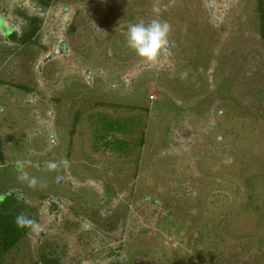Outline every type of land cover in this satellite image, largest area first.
Listing matches in <instances>:
<instances>
[{"label":"rangeland","instance_id":"374dc122","mask_svg":"<svg viewBox=\"0 0 264 264\" xmlns=\"http://www.w3.org/2000/svg\"><path fill=\"white\" fill-rule=\"evenodd\" d=\"M258 4L0 0V197L36 219L0 264H264ZM154 18L151 64L126 35Z\"/></svg>","mask_w":264,"mask_h":264},{"label":"trees","instance_id":"16d2710c","mask_svg":"<svg viewBox=\"0 0 264 264\" xmlns=\"http://www.w3.org/2000/svg\"><path fill=\"white\" fill-rule=\"evenodd\" d=\"M38 6L47 7L51 0H35ZM262 0H259L257 11L260 13V31L264 38V12ZM39 29V22L35 18L30 19V29L27 30L19 39L16 32L9 29L8 40L18 41L21 44H26L32 40ZM114 125V122L110 124ZM142 140L139 142L141 145ZM18 202L16 193L11 195L6 193L0 197V258L10 248L14 247L25 235L26 231L36 223V219L33 215H27L23 205L18 207L15 204ZM8 203H11L7 206ZM42 264H56L55 261L41 259Z\"/></svg>","mask_w":264,"mask_h":264},{"label":"clouds","instance_id":"9594fccd","mask_svg":"<svg viewBox=\"0 0 264 264\" xmlns=\"http://www.w3.org/2000/svg\"><path fill=\"white\" fill-rule=\"evenodd\" d=\"M170 32L171 25L159 18L149 22L132 23L127 29L126 44L138 58L155 64L170 47ZM48 167L55 169L57 164L50 162Z\"/></svg>","mask_w":264,"mask_h":264},{"label":"water","instance_id":"95a60500","mask_svg":"<svg viewBox=\"0 0 264 264\" xmlns=\"http://www.w3.org/2000/svg\"><path fill=\"white\" fill-rule=\"evenodd\" d=\"M59 47H60L59 51L62 52V50H63V48H64V47H63V43H60V44H59ZM51 56H52V55H51ZM51 56H49L48 59H50ZM46 60H47V59H46ZM46 60H45V61H46ZM10 194H11V195H14V193H10Z\"/></svg>","mask_w":264,"mask_h":264},{"label":"flooded vegetation","instance_id":"af4514ba","mask_svg":"<svg viewBox=\"0 0 264 264\" xmlns=\"http://www.w3.org/2000/svg\"><path fill=\"white\" fill-rule=\"evenodd\" d=\"M59 51V50H58ZM63 51V50H62ZM60 52V51H59Z\"/></svg>","mask_w":264,"mask_h":264}]
</instances>
